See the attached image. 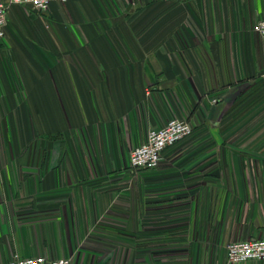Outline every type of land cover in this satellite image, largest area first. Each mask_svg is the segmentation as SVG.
Wrapping results in <instances>:
<instances>
[{"label":"crops","instance_id":"0c3cea01","mask_svg":"<svg viewBox=\"0 0 264 264\" xmlns=\"http://www.w3.org/2000/svg\"><path fill=\"white\" fill-rule=\"evenodd\" d=\"M262 19L264 0L13 5L0 264H228V243L264 239ZM173 118L193 133L133 170L131 151Z\"/></svg>","mask_w":264,"mask_h":264},{"label":"built area","instance_id":"2783aa9c","mask_svg":"<svg viewBox=\"0 0 264 264\" xmlns=\"http://www.w3.org/2000/svg\"><path fill=\"white\" fill-rule=\"evenodd\" d=\"M54 1L67 0H4L0 2V41L6 37L9 11L13 5H29L39 12H46ZM254 31L264 38V19L254 25ZM193 133L190 121L180 118L169 120L160 128H152L147 139L130 153V165L133 170L155 169L163 160L166 148L189 137ZM228 264L264 260V239L252 238L233 241L227 244ZM5 264H71L70 258L50 259L44 255L23 257L15 255Z\"/></svg>","mask_w":264,"mask_h":264},{"label":"rangeland","instance_id":"374dc122","mask_svg":"<svg viewBox=\"0 0 264 264\" xmlns=\"http://www.w3.org/2000/svg\"><path fill=\"white\" fill-rule=\"evenodd\" d=\"M156 242H153V245L155 244ZM156 244H158V243H156ZM152 252H153V254L154 253H158V252H160V249L158 248V245H154L153 246V249H152Z\"/></svg>","mask_w":264,"mask_h":264}]
</instances>
